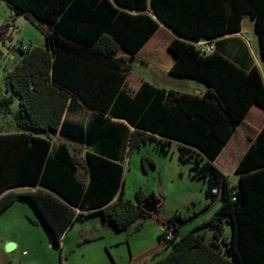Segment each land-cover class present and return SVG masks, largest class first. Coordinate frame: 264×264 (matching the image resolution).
<instances>
[{"label": "trees", "instance_id": "16d2710c", "mask_svg": "<svg viewBox=\"0 0 264 264\" xmlns=\"http://www.w3.org/2000/svg\"><path fill=\"white\" fill-rule=\"evenodd\" d=\"M2 1L37 26L44 46L21 50L22 59L4 77L10 95L0 98V115L11 114L12 97L19 109L12 117L17 133L0 135V214L16 200L28 201L58 247L77 218L100 215L122 232L156 217L163 229L157 248L169 252L153 264H264V126L234 170L236 184L212 164L249 109L264 110V84L256 67L243 69L194 45L238 33L247 18L254 21L264 59V0ZM155 17L184 39L168 45L170 76L202 83L205 93L181 94L146 82L128 87L133 60L159 29ZM82 106L96 112L87 127L68 118ZM149 142L163 155L176 143L192 178L206 182V199L221 201L202 224L213 229L209 241L199 227L179 237L183 220L157 216L161 205L145 212L153 194L138 190L134 201L123 200L119 151L127 146L130 154ZM67 143L97 151L80 162ZM141 166L144 172L154 167L148 157ZM26 187L35 190H21Z\"/></svg>", "mask_w": 264, "mask_h": 264}, {"label": "rangeland", "instance_id": "374dc122", "mask_svg": "<svg viewBox=\"0 0 264 264\" xmlns=\"http://www.w3.org/2000/svg\"><path fill=\"white\" fill-rule=\"evenodd\" d=\"M4 26L0 42V98L10 95L5 91L4 77L22 58V48L44 46V37L37 26L22 15L15 16L0 0V28ZM131 71L129 83L134 87L144 78L169 89L192 91V87L186 88L177 79L169 77L162 67H146L137 58ZM12 98L10 113L13 114L18 110V103ZM1 128L8 132L13 129L11 114L0 115ZM233 147L229 155L232 162L242 149V142ZM168 150V154L163 155L155 149L154 143L149 142L123 156V200L134 201L138 190L153 194L162 200L157 216L183 220L179 237L199 227L197 232L205 234L209 241L213 229L202 224L218 209L221 201L211 203L206 199V182L192 178L190 165L178 159L176 145H171ZM142 157L150 158L154 167L145 166L144 172ZM231 163L228 161L229 166ZM229 175L231 184H235L236 176ZM162 232L156 217L137 221L126 231L117 232L100 215H90L77 218L65 231L58 247L50 241L30 203L16 200L0 214V264H153L169 252L167 248H157ZM224 234L227 237L231 234L228 224H224ZM8 243L15 245L11 252L5 250Z\"/></svg>", "mask_w": 264, "mask_h": 264}, {"label": "crops", "instance_id": "0c3cea01", "mask_svg": "<svg viewBox=\"0 0 264 264\" xmlns=\"http://www.w3.org/2000/svg\"><path fill=\"white\" fill-rule=\"evenodd\" d=\"M10 11L15 16L16 15L14 11L10 9ZM130 12V11H129ZM131 14H141L144 13L143 11L138 12H130ZM158 22V21H157ZM159 29L157 32L151 37V39L141 48V50L136 55V58L141 60V65L144 66H160L163 68V70H166L169 74V69L171 65L174 62V56L172 53L168 50L169 43L174 40H184L183 38L179 37L176 33H174L172 30H170L167 26H165L163 23L158 22ZM255 24L254 21L244 18L240 22V31L238 33H232L223 35L221 37L208 40V41H200L194 43H208L212 47V52L218 51L220 54L227 57L230 61L234 62L236 65L243 69H250L252 67H256L257 70L260 73L261 79L264 84V59L261 57V51H260V44H259V37L257 33L255 32ZM159 39V40H158ZM3 42V41H2ZM33 48V46H30ZM197 47V46H196ZM211 52V53H212ZM210 53V54H211ZM136 58L133 60L136 61ZM22 58H19L17 61L20 62ZM132 62V63H133ZM132 65V64H131ZM131 72H129L127 76V84L128 87L132 90L137 89L141 83H149L155 87L163 88L166 90H173L166 88L164 85H159L155 81H148L146 79H141V81L138 83L136 87L131 86L129 83ZM174 78V77H172ZM177 79V81H180L183 83V85L188 88L192 87V91H177L173 90L178 93H187V94H195L200 95L205 93L206 87L202 83L190 80V79ZM14 101L18 103V99L14 97ZM78 102H80L78 100ZM19 109V106H18ZM18 111V110H17ZM16 111V112H17ZM11 113L12 117L16 113ZM96 114V112H93L92 110H89L82 106V109L79 111H73L68 115V118L74 122L81 123L84 127H87V125L90 124L92 115ZM66 116V114H65ZM13 121V118H12ZM112 122H119L124 124L130 131H132V128L123 120H111ZM264 126V110L260 107L253 105L249 111L247 112L244 119L241 121L240 125L235 130V133L231 137V139L227 142L225 147L222 149L221 153L218 155V157L213 161V165L225 176L229 178V174H232L234 176V170L240 160V158L244 155L246 150L248 149L250 145V139H254L261 128ZM17 133V128L13 122V129L11 131H7L5 129H0V135H7V134H14ZM53 140L58 143H64L65 141L58 138L57 136H54ZM242 142V149L237 153L236 157L234 158L233 162L229 159V155L232 153V148L238 143ZM67 145L70 147L72 153L80 162H83L85 153L88 151H94L91 148H88L86 145L81 144H73V143H67ZM172 145H176V143H172ZM128 147L125 146L121 151H119L118 159L123 164V156L127 154ZM126 158V157H125ZM228 161L231 163L229 166ZM84 174V172H83ZM236 184V183H235ZM234 185V184H233ZM20 189L12 190L13 192H16ZM21 190H27V191H34L35 188L33 187H26ZM6 211V210H5ZM4 211V212H5ZM178 223V221H176Z\"/></svg>", "mask_w": 264, "mask_h": 264}, {"label": "water", "instance_id": "95a60500", "mask_svg": "<svg viewBox=\"0 0 264 264\" xmlns=\"http://www.w3.org/2000/svg\"><path fill=\"white\" fill-rule=\"evenodd\" d=\"M157 21L160 22L159 20ZM213 191L216 192L217 190L214 189ZM161 201L162 200L160 198H155L153 200H150L149 202L145 203V205L143 206V210L147 213L153 214L157 210V208L161 205ZM14 248H15L14 244L8 243L5 250L6 252H11L14 250Z\"/></svg>", "mask_w": 264, "mask_h": 264}, {"label": "built area", "instance_id": "2783aa9c", "mask_svg": "<svg viewBox=\"0 0 264 264\" xmlns=\"http://www.w3.org/2000/svg\"><path fill=\"white\" fill-rule=\"evenodd\" d=\"M196 46L199 49V51L204 55L210 54L212 52V47L208 43H199V44H196ZM22 51L23 52L29 51L28 46H25L24 48H22ZM171 231L172 230L166 232V235H165L166 240L172 237Z\"/></svg>", "mask_w": 264, "mask_h": 264}]
</instances>
